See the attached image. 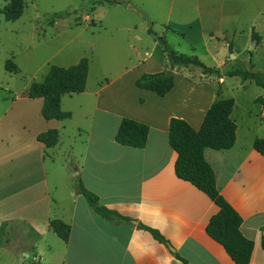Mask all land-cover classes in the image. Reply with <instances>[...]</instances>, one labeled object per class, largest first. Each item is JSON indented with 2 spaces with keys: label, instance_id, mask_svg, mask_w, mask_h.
<instances>
[{
  "label": "crops",
  "instance_id": "0c3cea01",
  "mask_svg": "<svg viewBox=\"0 0 264 264\" xmlns=\"http://www.w3.org/2000/svg\"><path fill=\"white\" fill-rule=\"evenodd\" d=\"M210 1L213 2L211 6L216 3L223 13H231L233 7L229 4L237 1L241 2L245 14L257 5V0ZM195 11L200 14L197 23L202 25L205 17L201 7L198 5ZM210 11L212 13V9ZM219 25L224 26L223 19ZM132 49L138 58L140 52L134 46ZM82 58L75 59L69 67L78 64ZM129 60L121 66L120 77L102 86H99V79L96 86L91 83V61L85 92L71 95V100L76 99L74 97L80 100L85 99L82 97L94 98L92 119L99 131L93 149L90 141L85 142L87 148L79 151L78 156L74 147L75 135L82 138L88 134L91 139L94 133L85 132L82 125L75 126L69 133L67 122L82 112L90 119L84 101L79 108L67 110L63 96L62 109L72 115L64 121H46L39 114L43 102L28 97L14 102L7 110L17 113L9 122L0 118V154L8 158L10 165L7 179L1 181L0 229L6 221H24L30 222L45 236L51 231V220L64 221L71 226L70 239L65 243V264H184L177 255L188 264H235L224 247L207 234L209 221L219 208L195 186L177 178L175 163L178 156L169 145L172 118L183 119L199 131L212 104L229 98L217 95L211 76L201 74L199 82L190 81L183 76L185 70L178 67L174 69V88L161 98L153 92L138 89L136 81L145 73L170 70L167 58L157 60L159 65L153 70L141 59ZM129 76L138 98L119 101L112 97L111 90L122 86ZM226 77L219 78L222 92L226 88ZM257 100L262 104L260 115L263 116L264 103ZM237 104L235 101L231 115L237 125L235 146L225 151L206 149L204 155L214 171L220 194L243 219V235L254 243L250 264H264V157L254 149L255 140L264 138V133L260 134L262 124L252 121V111L243 118L237 112ZM124 118L150 127L144 149L116 143L115 137ZM15 121L24 127V139L14 144L10 136ZM50 129H57L60 134L54 148H46L37 140L39 134ZM17 143L16 155H10ZM59 159L68 160L70 170L67 172L71 171L76 180L69 189L67 187L65 194L61 192L63 199H57L59 189L50 176L56 172V160ZM77 180L99 197L101 205L130 221L117 223L96 214L86 199L77 193ZM64 199H67L66 204H73L72 208L70 206L66 215L56 217L55 210L60 209ZM140 224L158 230L168 244L156 241L150 232L139 227Z\"/></svg>",
  "mask_w": 264,
  "mask_h": 264
},
{
  "label": "rangeland",
  "instance_id": "374dc122",
  "mask_svg": "<svg viewBox=\"0 0 264 264\" xmlns=\"http://www.w3.org/2000/svg\"><path fill=\"white\" fill-rule=\"evenodd\" d=\"M212 3L210 0H24L23 16L9 22L2 10L10 0H0V118L9 122L16 116L17 113H8L7 110L14 102L27 98L30 85L42 82L53 65L68 68L75 59L87 57L93 65L91 83L94 86L97 79L102 86L120 77L121 66L130 62L129 58L141 59L153 70L164 58L162 55L160 58L154 56L159 47L154 35L164 37L180 54L197 57L209 68L221 69L223 76L227 71L240 70L260 74L264 78V0H257L253 11L246 14L239 1L229 4L233 7L231 13H223L216 3L211 6ZM198 5L205 17L202 25L197 23V15L200 14L195 9ZM221 19L224 26L219 25ZM150 29L153 34L149 33ZM254 31L259 36V44L251 38ZM132 46L140 52L138 58ZM6 67L17 70L11 73L6 71ZM183 70V76L199 82L202 74L199 69ZM211 79L217 92L219 86L222 88L219 77L211 76ZM111 92L112 97L119 101L139 96L133 90L131 76ZM221 94L238 102L237 112L243 118L252 111V121L261 123L260 134L264 133V115H260L262 104L256 102L264 97V88L252 80L228 76ZM71 97L64 96V109L79 108L84 101L90 119H86L84 112L77 114L73 121L67 122L69 133L77 125H82L87 133H94L91 139L88 134L82 138L75 135L77 155L87 148L85 142L90 141L93 149L99 131L92 119L94 98L82 97L85 99L80 100L74 97L76 99L71 100ZM40 101L44 103L43 99ZM23 128L17 121L12 124L10 137L14 144L24 139ZM18 144L10 155H16ZM67 161L56 160V172L50 175L59 189L57 199L76 181L71 171L67 172L70 170ZM9 167L8 158L0 154V189L1 181L7 179ZM73 174L77 175V172ZM66 200L60 209L56 208V217H62L71 210L73 204H66ZM65 246V242L52 230L43 236L30 222L6 221L0 229V264H20V260L24 264H65Z\"/></svg>",
  "mask_w": 264,
  "mask_h": 264
},
{
  "label": "trees",
  "instance_id": "16d2710c",
  "mask_svg": "<svg viewBox=\"0 0 264 264\" xmlns=\"http://www.w3.org/2000/svg\"><path fill=\"white\" fill-rule=\"evenodd\" d=\"M116 4V1H108ZM24 0H10L2 13L9 22L19 20L24 13ZM153 34L152 30H149ZM159 44L155 56L166 57L171 69L159 73H145L137 81L136 87L141 90L155 93L161 98L167 96L175 86L176 67L180 69H199L205 76H217L221 78L223 73L219 69L209 68L197 57H189L171 48L164 37L154 35ZM253 38L258 41L259 36L253 33ZM259 44V41H258ZM90 61L83 57L78 64L69 68L51 66L49 73L42 82L32 83L29 88L28 98L43 99L41 111L46 121H64L71 118V113L62 109V98L65 95L82 94L87 87ZM17 69L6 67L8 72H16ZM224 75L240 77L244 81L252 80L257 86L264 88V78L260 74L242 72L240 70L227 71ZM221 86L218 87L217 95L221 94ZM257 101L264 103V98ZM143 103V99L140 100ZM235 107V100L219 99L212 104L207 111L202 127L196 131L191 125L179 118H172L169 128V145L177 153L175 173L177 178L189 182L198 190L206 194L219 208V212L211 218L207 226V234L217 243L222 245L235 264H250L254 243L246 238L241 227L243 219L231 204L220 194L216 185L213 169L205 160V150L214 151L230 150L236 143L237 125L231 115ZM150 127L144 123L124 118L115 137L116 143L124 147L144 149L147 146ZM60 134L57 129H50L38 135L37 140L46 148H54L59 143ZM254 149L264 157V138H257ZM75 189L82 195L92 210L101 217L116 221L117 223L129 222L130 219L110 210L100 204L99 197L88 190L81 180H77ZM151 233L153 238L167 245L165 237L153 228L143 224L139 226ZM51 230L65 243L71 236V226L60 219L50 221ZM264 249V240L262 242ZM177 258L188 262L177 255Z\"/></svg>",
  "mask_w": 264,
  "mask_h": 264
},
{
  "label": "water",
  "instance_id": "95a60500",
  "mask_svg": "<svg viewBox=\"0 0 264 264\" xmlns=\"http://www.w3.org/2000/svg\"><path fill=\"white\" fill-rule=\"evenodd\" d=\"M256 44H257V42L255 43L254 47L252 48L253 50L255 49ZM234 58H235V56H234ZM170 248H171V250H173L172 247H170ZM20 264H24L23 260H20Z\"/></svg>",
  "mask_w": 264,
  "mask_h": 264
}]
</instances>
